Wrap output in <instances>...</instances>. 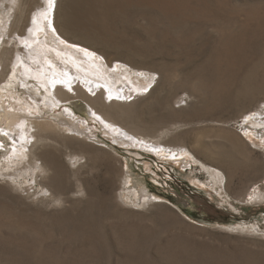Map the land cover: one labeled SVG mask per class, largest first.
<instances>
[{
  "label": "rangeland",
  "instance_id": "obj_1",
  "mask_svg": "<svg viewBox=\"0 0 264 264\" xmlns=\"http://www.w3.org/2000/svg\"><path fill=\"white\" fill-rule=\"evenodd\" d=\"M13 1L0 20L21 16L23 26L46 3ZM56 4L65 42L106 57L104 69L121 63L126 78V64L137 70L132 80L144 88L117 111L143 131H172L160 142L167 149L125 146L104 135L83 98L58 105L53 114L66 107L86 119L89 144L39 142L44 173L30 193L1 175L16 157L0 150V264H264V130L247 119H264V0ZM18 30L0 39L1 80L11 76Z\"/></svg>",
  "mask_w": 264,
  "mask_h": 264
},
{
  "label": "bare ground",
  "instance_id": "obj_2",
  "mask_svg": "<svg viewBox=\"0 0 264 264\" xmlns=\"http://www.w3.org/2000/svg\"><path fill=\"white\" fill-rule=\"evenodd\" d=\"M18 2L19 0H14L13 6H16ZM45 2L44 7L40 8L42 11L32 13L25 26L22 25L23 22L21 23V16L17 21L15 17L12 18L14 23H9L10 15L6 14L0 20V39L4 36L9 38L7 30L13 24H15V30L19 28L18 31H14L17 35L16 38L14 37L17 48L9 62L12 66L11 76L6 80L0 79L2 83L5 82L3 85L0 84V139L4 140V142L0 140V150H4L6 156L13 154L16 159L2 168L5 172L1 171V175L7 179L9 177L8 183L14 189L26 193L31 192L33 184L37 183L38 175L44 173V160L39 162L38 155L35 149L33 150L39 142L49 144L48 141L51 139L76 137L88 143L90 130H87L86 121L83 120L85 118L74 116L73 111L66 107L58 114L52 113L59 109L58 105L72 98H83L90 103L92 107L88 116L101 126L106 137L117 144L137 145L150 150L167 149L163 141L172 131L171 127L161 129L157 133L143 131L144 127L140 123L129 119L128 116V118L125 117L120 110L126 103L119 102L126 101V95L129 92L141 91L144 88L132 80L131 71L137 70L126 64L125 75H128L126 78L120 71L121 63H115L111 68L104 69L107 62L106 57L91 53L94 50L90 52V49L83 44L70 46V43L65 42L58 32L55 21L57 0H46ZM8 4L9 0H1L0 11ZM17 10L20 11L21 8ZM2 41L4 42V39ZM58 43L61 54L55 58L52 52L57 50L54 44ZM2 54L5 53L0 52V57ZM100 56L104 62H100L102 61L98 58ZM76 59H85V61L79 63ZM144 77L148 82L152 79L151 76L144 75ZM18 89L24 93L21 98ZM119 107L120 110L117 111ZM247 119L259 133L264 130V119L261 120L260 116L258 119L254 116ZM4 133L7 135L5 136ZM161 141L163 145L160 144ZM78 159L79 156L70 157L69 162L72 164ZM212 174L223 180V173L218 167L212 171ZM29 175L33 178L32 183L22 185L16 181L18 176H22L24 182L28 183L27 176ZM137 193H139L140 200L148 201L150 198L144 186ZM52 198L61 200L62 197L52 194Z\"/></svg>",
  "mask_w": 264,
  "mask_h": 264
},
{
  "label": "snow or ice",
  "instance_id": "obj_3",
  "mask_svg": "<svg viewBox=\"0 0 264 264\" xmlns=\"http://www.w3.org/2000/svg\"><path fill=\"white\" fill-rule=\"evenodd\" d=\"M110 99H111V97H109ZM4 135L6 136L7 135V133H4Z\"/></svg>",
  "mask_w": 264,
  "mask_h": 264
}]
</instances>
